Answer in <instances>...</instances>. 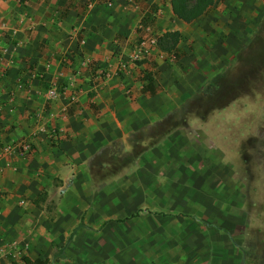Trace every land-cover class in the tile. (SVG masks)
Listing matches in <instances>:
<instances>
[{
  "label": "crops",
  "instance_id": "obj_1",
  "mask_svg": "<svg viewBox=\"0 0 264 264\" xmlns=\"http://www.w3.org/2000/svg\"><path fill=\"white\" fill-rule=\"evenodd\" d=\"M170 1L0 0V264H244L251 220L222 198L189 100L264 0H214L189 23ZM150 37L149 59L119 72ZM51 82L64 88L48 99ZM24 139L31 154L3 153Z\"/></svg>",
  "mask_w": 264,
  "mask_h": 264
},
{
  "label": "rangeland",
  "instance_id": "obj_2",
  "mask_svg": "<svg viewBox=\"0 0 264 264\" xmlns=\"http://www.w3.org/2000/svg\"><path fill=\"white\" fill-rule=\"evenodd\" d=\"M216 50L221 62L204 67L203 94L189 100L204 120L189 133L203 138L200 151L218 166L222 198L235 192L251 220L244 264H264V14L243 46Z\"/></svg>",
  "mask_w": 264,
  "mask_h": 264
},
{
  "label": "built area",
  "instance_id": "obj_3",
  "mask_svg": "<svg viewBox=\"0 0 264 264\" xmlns=\"http://www.w3.org/2000/svg\"><path fill=\"white\" fill-rule=\"evenodd\" d=\"M25 1V0H24ZM25 3V2H24ZM156 44V39L153 37L150 38H143L139 42H137L136 45L131 47V51L128 54L126 59H122L120 63L117 66V70L119 72H124L127 70L128 66L135 65L138 62L147 61L149 59L150 55V48ZM167 56V54H166ZM169 60L173 59V55L170 54L167 56ZM86 65H90L89 61H85ZM91 68V67H90ZM94 67H92L93 69ZM95 76L98 78H104L108 77L109 74L105 70H95L94 72ZM41 73L34 72L33 76L37 78H41ZM23 83H18L17 88H22ZM63 86L61 84H58L56 82L49 83V87L46 93V96L48 99L54 98L56 95L60 94L61 91H63ZM71 97H74V94L72 93ZM50 135H53L54 132L52 130L49 131ZM3 153L6 155L10 154H17L21 156H27L31 154L32 152V141L28 139L19 140L16 142H13L11 144H7L2 149Z\"/></svg>",
  "mask_w": 264,
  "mask_h": 264
},
{
  "label": "trees",
  "instance_id": "obj_4",
  "mask_svg": "<svg viewBox=\"0 0 264 264\" xmlns=\"http://www.w3.org/2000/svg\"><path fill=\"white\" fill-rule=\"evenodd\" d=\"M214 0H171L170 5L173 14L185 23H189L202 15L208 7L212 6ZM179 32H167L157 39V44L161 51L172 52L175 50L179 40ZM39 197V196H38ZM35 202V200H34ZM57 258L54 253L52 259H35L27 257L22 259L23 264H52Z\"/></svg>",
  "mask_w": 264,
  "mask_h": 264
}]
</instances>
